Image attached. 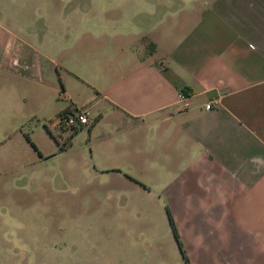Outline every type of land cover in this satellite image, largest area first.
Masks as SVG:
<instances>
[{
    "label": "crops",
    "instance_id": "1",
    "mask_svg": "<svg viewBox=\"0 0 264 264\" xmlns=\"http://www.w3.org/2000/svg\"><path fill=\"white\" fill-rule=\"evenodd\" d=\"M53 2L0 0V106L46 107L57 68L82 84L78 63L90 62L101 107L89 127L101 110L125 125L122 142L96 140V169L155 197V248H177L183 264H264V0H129L105 11L123 15L124 34L116 21L69 29L67 0Z\"/></svg>",
    "mask_w": 264,
    "mask_h": 264
},
{
    "label": "rangeland",
    "instance_id": "2",
    "mask_svg": "<svg viewBox=\"0 0 264 264\" xmlns=\"http://www.w3.org/2000/svg\"><path fill=\"white\" fill-rule=\"evenodd\" d=\"M42 1L34 0L37 8ZM132 5L129 0H67L69 29L116 21L124 34L123 15L111 17L105 11ZM78 67L90 79L80 74L81 84L57 68L58 79L55 74L50 83L59 90L52 89L46 107L25 109L6 100L0 106V264H183L177 248H155L163 239L162 208L155 197L119 186L112 173L96 169L93 154L101 150L96 140L118 134L122 142L123 121L101 110L102 119L93 127L55 132L59 111L87 109L92 120L101 107L95 104L96 91L86 84L91 82L90 62ZM59 83L63 91L65 83L69 99L59 96ZM44 130L51 144L45 141L38 155L33 148L41 147ZM144 224L154 229L145 230Z\"/></svg>",
    "mask_w": 264,
    "mask_h": 264
},
{
    "label": "built area",
    "instance_id": "3",
    "mask_svg": "<svg viewBox=\"0 0 264 264\" xmlns=\"http://www.w3.org/2000/svg\"><path fill=\"white\" fill-rule=\"evenodd\" d=\"M186 96L182 93L177 94V99L180 101L185 100ZM217 105L216 101L207 102L204 109L209 110ZM91 119L86 110L75 109L74 111L62 112L58 115L57 124L61 129L72 130L82 126H88Z\"/></svg>",
    "mask_w": 264,
    "mask_h": 264
},
{
    "label": "trees",
    "instance_id": "4",
    "mask_svg": "<svg viewBox=\"0 0 264 264\" xmlns=\"http://www.w3.org/2000/svg\"><path fill=\"white\" fill-rule=\"evenodd\" d=\"M166 214H167V220H168V223H169V226H170V229H171V232H172V235L177 243V246H178V249H179V252L183 258V260L186 262L187 261V258L184 254V251L183 249L181 248V244L179 242V238H178V235H177V232H176V229H175V226H174V223H173V220L171 218V215L170 213L166 210Z\"/></svg>",
    "mask_w": 264,
    "mask_h": 264
}]
</instances>
